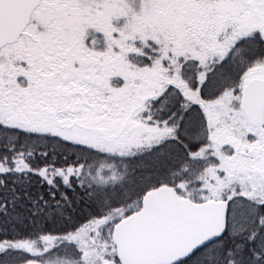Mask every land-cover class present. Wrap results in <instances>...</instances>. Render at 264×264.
Returning <instances> with one entry per match:
<instances>
[{"label": "snow or ice", "instance_id": "obj_1", "mask_svg": "<svg viewBox=\"0 0 264 264\" xmlns=\"http://www.w3.org/2000/svg\"><path fill=\"white\" fill-rule=\"evenodd\" d=\"M0 264H264V0H0Z\"/></svg>", "mask_w": 264, "mask_h": 264}]
</instances>
